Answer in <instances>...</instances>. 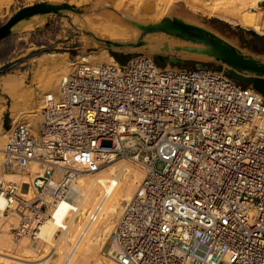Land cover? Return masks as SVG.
I'll list each match as a JSON object with an SVG mask.
<instances>
[{"label": "built area", "instance_id": "built-area-1", "mask_svg": "<svg viewBox=\"0 0 264 264\" xmlns=\"http://www.w3.org/2000/svg\"><path fill=\"white\" fill-rule=\"evenodd\" d=\"M259 7L264 25V0ZM159 67L145 56L115 67L78 64L56 95L42 98L35 129L9 125L3 165L41 167L25 184L30 200L0 182L20 218L15 239H39L50 206L43 192L62 198L79 169L124 157L144 176L107 238V257L117 264H264V96L226 71Z\"/></svg>", "mask_w": 264, "mask_h": 264}, {"label": "bare ground", "instance_id": "bare-ground-1", "mask_svg": "<svg viewBox=\"0 0 264 264\" xmlns=\"http://www.w3.org/2000/svg\"><path fill=\"white\" fill-rule=\"evenodd\" d=\"M81 1L89 4V0ZM222 1H225L227 6L219 8L204 4L201 7L189 5L188 10L200 11L202 15L216 16L257 34L263 33L264 25L259 15L261 12L249 10L257 7L259 0ZM170 2L171 0L168 2L162 0H93L90 1L88 7L85 3L80 4L86 12V16H83L84 20L71 18L70 23L75 24L77 30L85 35V44L90 46L98 43L106 48L119 50L146 46L167 61L164 62L166 66L163 67L167 70L176 68H171L168 62L169 58L177 59L173 56L176 50L183 53L181 57L183 61L184 56L187 57V55L219 60L208 53L209 47L183 37V35L189 37L191 32L201 35L207 41H214L207 35L209 33L214 38H218L220 42L224 41L228 44L227 47L233 48L245 59L264 65L263 55L256 58L245 55L243 50L198 25V21L190 20V17L177 13L175 5H170ZM183 2L189 4L188 0H183ZM75 4L78 5L77 2ZM184 6L187 7V5ZM43 19L36 15L31 22L19 21L14 26L17 29L32 27L41 23ZM220 45L224 46L222 43ZM140 56L136 55L131 59ZM145 57L152 59L149 56ZM74 63L114 67L121 64L104 48L97 52H87L77 56ZM72 64L64 59L59 60L53 53L43 55L38 61L40 68L38 67L35 87H30L28 90L23 89V91L21 90L22 75H1L0 90L10 98L9 110L16 111L15 116L23 112L25 116L23 122L28 123L32 128L35 127L37 122L41 121L42 98L46 94L56 95L61 77L69 71V68H72ZM236 73L242 77L255 76L253 72L246 70H238ZM259 77L264 78V75ZM1 102L0 98V118L3 113ZM15 123L11 122L12 125ZM4 137L5 133L3 139L0 136V182L11 183L15 186L18 197L30 200V196L34 197V193L31 189L23 192L22 184L30 182L41 167L36 162H29L22 170L14 166L3 165L1 150ZM143 176V167L124 157L100 165L92 172L79 169L72 180L65 182L66 187L61 188L64 192L62 198L52 200L47 191L42 193V200L50 206L45 220L39 225V239L37 240H29L27 237L15 239L14 235L15 240L11 239L9 229L16 226L20 218L12 210V205L7 206L8 200L4 195H0V264H117L101 251L103 249L105 251L111 230ZM58 184L57 177L53 178L51 187H56ZM34 242L35 246L32 245Z\"/></svg>", "mask_w": 264, "mask_h": 264}, {"label": "rangeland", "instance_id": "rangeland-1", "mask_svg": "<svg viewBox=\"0 0 264 264\" xmlns=\"http://www.w3.org/2000/svg\"><path fill=\"white\" fill-rule=\"evenodd\" d=\"M90 1L93 0H89V4H86L85 1L80 2V0H75V2L74 0H0V77L1 75L20 74L23 76V86L21 90H28L30 87L33 88L36 85L37 71L40 68V66H38V61L42 59L43 55L53 53L59 60L64 59L70 64L73 63L71 65L72 68H69V71H71L78 65L74 63L77 56L84 55L87 52H97L101 48H104L108 54L117 53L120 56L127 55L130 58L136 55L149 56L154 59L156 62L155 64L158 66H166L163 62L158 61V54L146 46L140 47L141 49L137 47V49L129 48L119 50L106 48L98 43H96L95 46L85 44V35L80 33V31L77 30V26H75V24L72 25L70 22L74 18L79 21L84 20L85 17L83 16H86V12L80 4L85 3L86 7H88L90 5ZM162 1L168 2L170 0ZM260 1L261 0L258 1L257 7L249 10L260 13ZM76 2L78 5L75 4ZM110 2L112 3V1ZM188 2L189 4H184L183 0H171L170 5H175L174 7H176V11H178L177 13L184 16L186 15L188 18L190 17V20H194L196 22L198 21V25L203 28L205 27L206 30H210L211 33L220 36V38H223L225 41L227 40V42L233 44L240 50H243L244 54L247 52L248 55L255 58L260 55L264 56V34H257L250 29L242 28L235 23L225 21L216 16L202 15L200 11L192 12L188 10L189 5H197L196 7H201L202 4L205 6L223 8L225 5L227 6L225 1L188 0ZM184 5H187V7ZM48 6H52V8L47 11L35 10L30 13L25 12V10L29 8H46ZM75 8H77V11H75ZM36 15L42 19L44 18L41 23L35 24L32 27L20 29H17L14 26L19 21L29 23L36 17ZM259 15L262 19V13ZM180 52L176 50V54L173 53V56L177 59H181L183 53ZM166 57L169 56L166 55ZM184 57V69H191L194 66L202 65L210 70L218 71L219 68L220 71L225 72L226 67H228L225 63H222L219 60L214 61L212 59H202V56L193 57L187 55V57ZM126 61V57H121V61L119 62L125 63ZM170 67L180 68L181 66L170 64ZM0 98L2 100L1 107L3 105V113L0 118V136L2 138L11 122L24 121L25 116L23 112L15 116L16 111L13 112L9 110L8 107L10 105V98L1 90ZM14 116L15 118H13ZM38 123L39 122H37L33 129L38 126ZM109 144V141H101L102 146H108ZM25 184H22L23 192L27 188ZM30 197L32 198V196ZM21 198L24 199V197ZM9 236L12 240H15L13 239L12 228L9 229ZM32 245L35 246V242L32 243ZM101 252H104V249ZM49 256H51V254Z\"/></svg>", "mask_w": 264, "mask_h": 264}, {"label": "water", "instance_id": "water-1", "mask_svg": "<svg viewBox=\"0 0 264 264\" xmlns=\"http://www.w3.org/2000/svg\"><path fill=\"white\" fill-rule=\"evenodd\" d=\"M51 8L52 6H48L46 8L34 7V8H29L25 10V12L30 13V12H34L35 10L47 11ZM207 35H209V37L214 39V41H211V40L207 41L206 38H203L201 35L196 34V33L193 34L192 32L189 35V37H187L186 35H183V37H186V39H190L194 42L202 43L205 46L209 47L210 49H207L208 53H210L215 58L219 59L220 61H222L229 67V70H226V73H228L234 80H237L241 83L251 86L253 89H255L261 95L264 96V78L259 77L260 75H264V65L258 63L257 61L245 59L236 50H234L233 48L227 47L228 44H226L224 41L221 40L220 42L218 38H214V36L209 33ZM104 43L107 44V42H103V44ZM220 43L224 44V46H221ZM157 59L163 63L167 62L165 59H162L160 56H157ZM168 62L170 64L179 65V66H183L184 64V61L181 59H172V58L170 59L169 58ZM218 70L220 69L218 68ZM238 70H246L249 72H253L255 76L254 77H242L241 75L236 73V71Z\"/></svg>", "mask_w": 264, "mask_h": 264}, {"label": "trees", "instance_id": "trees-1", "mask_svg": "<svg viewBox=\"0 0 264 264\" xmlns=\"http://www.w3.org/2000/svg\"><path fill=\"white\" fill-rule=\"evenodd\" d=\"M110 55L117 61V62H119V61H121V57H126L127 58V61L130 59V57L129 56H120L119 54H117V53H110ZM120 63V62H119ZM122 64V63H121Z\"/></svg>", "mask_w": 264, "mask_h": 264}, {"label": "flooded vegetation", "instance_id": "flooded-vegetation-1", "mask_svg": "<svg viewBox=\"0 0 264 264\" xmlns=\"http://www.w3.org/2000/svg\"><path fill=\"white\" fill-rule=\"evenodd\" d=\"M245 55H248V54H245ZM226 70H229V67H226Z\"/></svg>", "mask_w": 264, "mask_h": 264}, {"label": "crops", "instance_id": "crops-1", "mask_svg": "<svg viewBox=\"0 0 264 264\" xmlns=\"http://www.w3.org/2000/svg\"><path fill=\"white\" fill-rule=\"evenodd\" d=\"M184 65V64H183ZM163 67H165V66H163ZM180 68H183V66H181Z\"/></svg>", "mask_w": 264, "mask_h": 264}]
</instances>
